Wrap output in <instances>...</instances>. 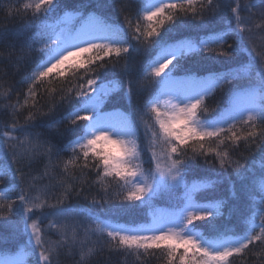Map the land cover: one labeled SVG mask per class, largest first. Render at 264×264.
Instances as JSON below:
<instances>
[{"label":"snow or ice","instance_id":"snow-or-ice-1","mask_svg":"<svg viewBox=\"0 0 264 264\" xmlns=\"http://www.w3.org/2000/svg\"><path fill=\"white\" fill-rule=\"evenodd\" d=\"M114 6L127 15L113 19ZM6 8L7 19L27 23L15 41L6 42L0 29V49L9 63L15 58L21 70L34 65L35 71L19 81L27 90L23 104L19 96L11 102L16 89L9 84L0 110V184L7 182L16 195L0 203V225H23L32 264H59L65 248L79 255L75 264H93L81 233H100V251L159 250L167 264H229L230 257L264 246V195L254 206L257 177L264 179V55L252 40L254 31L264 32V0H162L145 3L142 16L136 0H35ZM69 10L79 14L77 23ZM137 55L143 63H136ZM65 65L72 76L49 95V78L62 77ZM226 86L222 103L210 107L206 100ZM145 136L160 141L163 151L162 157L153 153L155 167L147 175L137 163ZM37 163L45 169L39 178ZM197 167L205 183L192 182ZM113 186L118 203L109 192ZM93 190L98 198L79 203ZM158 199L173 210L158 226L92 229L85 222L94 206L155 214ZM220 207L237 227L249 214L259 223L234 242L205 239L196 229L221 231ZM36 211L52 217L54 243L46 239L53 233L33 221ZM15 236L23 242L19 232ZM0 264L23 261L9 257Z\"/></svg>","mask_w":264,"mask_h":264},{"label":"trees","instance_id":"trees-1","mask_svg":"<svg viewBox=\"0 0 264 264\" xmlns=\"http://www.w3.org/2000/svg\"><path fill=\"white\" fill-rule=\"evenodd\" d=\"M35 0H0V29H3L5 32V40L6 42L15 41L17 39V33L23 34L24 28L23 25L27 23L26 20L21 19L20 17H16L14 19H7V8L6 6L11 5H19L21 8L25 3H34ZM125 4H127V0H124ZM256 3L257 0H241L242 4L247 3ZM151 3V2H150ZM136 4L139 5L138 9L135 11H139L141 16L143 15V0H136ZM256 9H253L255 11ZM72 12L71 10L68 13ZM72 12L71 14H74ZM110 14L112 15L113 19L117 17H122L121 10L114 6L110 10ZM134 15V13H133ZM78 19L71 20V23H77ZM119 26V25H118ZM144 28L147 29V22H144ZM252 40H253V47L255 48L256 52L259 54L264 55V32L256 30L252 33ZM231 43V41H229ZM245 61L244 63H248L247 54L245 53ZM7 51L5 49H0V77H3L5 72L8 73L7 82L5 79L0 78V110L5 107L6 101L4 100V96L9 91L8 85L11 84L15 87L16 92L12 97V103L16 102L17 96L20 97V102L23 104V93H26V88H22L19 84L26 75H30L33 71H35V66L33 65L32 68L28 70H21V65L15 63V58L12 63H9L6 59ZM115 56V54H113ZM81 58H76L75 62H79ZM135 61L137 64L143 63V58L141 56H136ZM73 61H69L68 63H72ZM124 63L123 61L121 62ZM243 66V65H242ZM65 68L64 75L62 77H53L49 78L48 82V92L49 95H52V89L56 87H63L65 82L72 76V73L67 70V65L62 66ZM258 67V65H253V69ZM71 90V89H69ZM41 92L43 89L40 90ZM227 91V86L223 90V92L217 93L215 96V100L208 99L206 103L209 104L210 107H214L216 103H222L223 101V94ZM37 98L39 99V93ZM31 103V101H30ZM39 106V105H38ZM111 110V109H109ZM123 109H121L122 111ZM23 111V109H21ZM146 123L151 125L152 121L145 120ZM142 145L145 148V151L140 153L141 160L137 161V163L143 162V171L145 175L148 173L149 167L154 169L155 161L151 160L153 153L156 154L157 157L163 156L162 151V143L160 141L152 140L150 136L143 137ZM241 155L247 156L248 153L246 151H241ZM258 156V153H257ZM233 159H239V156H233ZM46 163V161H45ZM161 167H165V162L163 159L160 160ZM256 166L260 167V161L257 159ZM16 167V165H13ZM34 167L38 170L36 175L39 178V173L45 171L44 165L37 163ZM51 171V169H49ZM19 175V174H17ZM73 175H77V173H73ZM88 179V177H81V182H84ZM214 179V178H213ZM192 182L196 183H205L204 180V172L203 169L197 167V171L193 173L191 177ZM7 182L0 184V191H4V197L0 198V203L9 202L7 197L11 196L12 199L16 198L15 193L11 192L8 187H5ZM47 184L45 181L43 184L38 185L39 188H44ZM109 192L111 193L113 200L118 203L119 201V189L113 187L109 188ZM255 192L256 195L254 196V206H259V201L261 195H264V179L257 177L256 185H255ZM183 195L182 191L179 193ZM32 195L37 196L39 192H33ZM88 200L84 201L81 200L79 203L81 204H91V200L96 196L95 190L92 193L87 194ZM199 195V193H197ZM72 203L75 204L77 201L75 199L72 200ZM156 212L155 214L152 211H148L147 214H135V213H123V212H116L112 205H104V206H94L90 209L88 215L92 217L91 221H88L85 218V222L89 223V226L92 229L97 227H103L104 224H120L128 228H139L144 226L151 225L152 222L157 221L160 219L162 215H166L167 213L173 211L172 209H167L164 207L162 203L157 200L155 205ZM220 212L222 216L218 220V225L221 227V231L219 232H210L206 228L201 227L196 229V231L200 232L205 239L215 240L221 236L227 237L226 243H230V240H238L241 239L243 236L248 234L251 230V226L253 223H259L258 218H253L251 214L243 221L239 223V226H236L235 221H229L227 210L223 207H220ZM99 217V220L96 218ZM33 221H36L37 226L44 229L45 232L53 233L52 235L46 236V239H49L51 242H55L59 237L55 233L57 232V228L55 226L49 227V223H52V217H42L39 211H36L35 215L33 216ZM203 224L204 222H197ZM49 224V225H48ZM19 232L20 235L23 236V242L17 243V237L15 234ZM258 232V229H257ZM100 233H97L95 236H85L83 233L80 234L79 239L88 244V249L91 250L92 257H93V264H167L166 257L163 255L162 252L156 250L153 253L137 255L134 252L131 254H114L109 252L107 248H104L103 251H100L101 245L103 241L100 240L98 242V237ZM28 240V233L23 232V225L16 226H5L0 225V261H3V258L6 254H12L17 260L23 261V264H32L34 261V256L32 255L31 248L27 246ZM252 247V246H250ZM143 250H141L142 252ZM264 254V246H260L258 248H253L251 253L248 254H236L233 257L229 258V264H264V260H261V255ZM9 258V257H8ZM110 258V259H109ZM79 255H74L71 249L65 248L58 256L59 264H75V261L79 260Z\"/></svg>","mask_w":264,"mask_h":264},{"label":"bare ground","instance_id":"bare-ground-1","mask_svg":"<svg viewBox=\"0 0 264 264\" xmlns=\"http://www.w3.org/2000/svg\"><path fill=\"white\" fill-rule=\"evenodd\" d=\"M143 2L144 3H152L153 5H155V4H159V3H161L162 2V0H143ZM166 2H181V0H166ZM72 12H70V13H68V16L71 18V20H74V19H78V17H79V14L78 13H74V14H71ZM62 16L64 15V14H61ZM78 22V21H77ZM114 27H119L118 26V24L117 25H114ZM35 223H37L36 221H34ZM31 223V222H30ZM49 224H51V223H49ZM48 224V225H49ZM8 257H14L12 254H10V253H8V254H6V256L3 258V260H5L6 258H8Z\"/></svg>","mask_w":264,"mask_h":264}]
</instances>
